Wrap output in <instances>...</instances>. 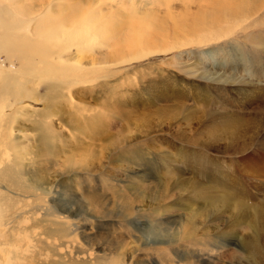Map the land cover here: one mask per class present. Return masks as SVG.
I'll return each instance as SVG.
<instances>
[{
    "label": "rangeland",
    "instance_id": "obj_1",
    "mask_svg": "<svg viewBox=\"0 0 264 264\" xmlns=\"http://www.w3.org/2000/svg\"><path fill=\"white\" fill-rule=\"evenodd\" d=\"M211 2L0 0V264H264V0Z\"/></svg>",
    "mask_w": 264,
    "mask_h": 264
},
{
    "label": "bare ground",
    "instance_id": "obj_2",
    "mask_svg": "<svg viewBox=\"0 0 264 264\" xmlns=\"http://www.w3.org/2000/svg\"><path fill=\"white\" fill-rule=\"evenodd\" d=\"M233 1L234 0H232V2H231V0H212V4L215 6V5H217L218 7H220L221 9H225V10H227V11H229L230 13H233V11H234V9H235V5H236V3H233ZM238 4V3H237ZM213 6V7H214ZM215 7V8H218V7ZM214 9V8H213ZM201 20V19H200ZM200 22V21H199ZM27 24V23H26ZM22 25V24H21ZM20 27V26H19ZM17 28V26H15V28L13 29V30H15ZM24 28V27H23ZM113 28V27H112ZM38 30H39V28H38ZM109 30L110 31H112L110 28H109ZM108 30V31H109ZM35 31V30H34ZM37 31V30H36ZM16 32V31H15ZM14 32V33H15ZM18 33V32H17ZM40 33L38 32V33H36V35L38 36ZM35 36V35H34ZM21 37H22V35H20V34H12V33H10L9 35H7V39H12L13 38V40H15V43L17 42L18 43V45L20 46V48L18 49V54H19V59L21 60V61H25L26 62V64H27V66H30V65H32V64H35L37 61H38V59H39V57L38 56H35L34 55V53H32V52H30L29 51V49H28V47L27 46H23L22 44L24 43V41L21 39ZM27 37V39L29 40L30 38H32L33 37V35L32 36H26ZM30 41V40H29ZM25 64V65H26ZM26 67V66H25ZM15 76V74L14 73H9L8 75H7V78H3V79H1L2 80V82H4V83H2V84H4L3 85V87H1L0 86V90L2 91V92H0V94H2L3 92V95L4 94H7V95H10V96H12L14 99H15V101L17 100H22V98H27V94H26V90L24 89H22V87L24 86V82L23 81H20V82H16V83H14V79H12L11 77H14ZM8 80V82H6ZM27 82H31V80H29L28 79V81ZM22 90H21V89ZM28 96L30 97L31 96V92H28ZM1 104V103H0ZM9 107H10V105H8ZM1 107H3L2 105H0V108ZM21 110V109H20ZM17 112V111H16ZM20 112V111H19ZM10 118H12V116H9ZM8 117V118H9ZM13 120V119H12ZM6 121V120H5ZM14 121V120H13ZM7 122H11V121H7ZM2 125V124H1ZM0 125V133L1 132H4V127L3 126H1ZM9 126V125H8ZM12 126V125H11ZM1 135V134H0ZM5 139V138H4ZM5 141V140H4ZM10 141V140H9ZM11 148V147H10ZM1 155V154H0ZM58 217V216H57ZM120 263H123V264H127V261H125V259H122L121 260V262Z\"/></svg>",
    "mask_w": 264,
    "mask_h": 264
}]
</instances>
